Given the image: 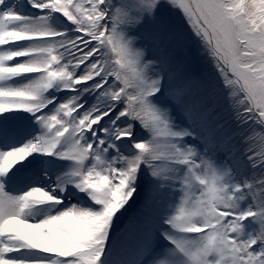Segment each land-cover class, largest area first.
Wrapping results in <instances>:
<instances>
[{
	"label": "snow or ice",
	"instance_id": "snow-or-ice-1",
	"mask_svg": "<svg viewBox=\"0 0 264 264\" xmlns=\"http://www.w3.org/2000/svg\"><path fill=\"white\" fill-rule=\"evenodd\" d=\"M0 264H264V0H0Z\"/></svg>",
	"mask_w": 264,
	"mask_h": 264
},
{
	"label": "rangeland",
	"instance_id": "rangeland-1",
	"mask_svg": "<svg viewBox=\"0 0 264 264\" xmlns=\"http://www.w3.org/2000/svg\"><path fill=\"white\" fill-rule=\"evenodd\" d=\"M193 70L194 71H197V72H199L201 70H204V68H203V62L202 61H198V60H196L194 58V60H193Z\"/></svg>",
	"mask_w": 264,
	"mask_h": 264
}]
</instances>
